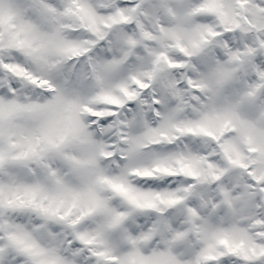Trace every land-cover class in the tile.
I'll return each instance as SVG.
<instances>
[{
    "label": "snow or ice",
    "instance_id": "1",
    "mask_svg": "<svg viewBox=\"0 0 264 264\" xmlns=\"http://www.w3.org/2000/svg\"><path fill=\"white\" fill-rule=\"evenodd\" d=\"M0 264H264V0H0Z\"/></svg>",
    "mask_w": 264,
    "mask_h": 264
}]
</instances>
